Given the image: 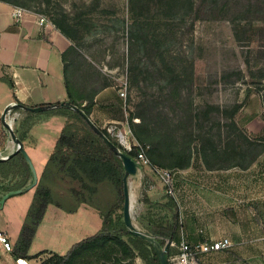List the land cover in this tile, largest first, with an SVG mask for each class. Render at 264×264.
Segmentation results:
<instances>
[{
  "label": "rangeland",
  "instance_id": "rangeland-1",
  "mask_svg": "<svg viewBox=\"0 0 264 264\" xmlns=\"http://www.w3.org/2000/svg\"><path fill=\"white\" fill-rule=\"evenodd\" d=\"M247 1L229 0L227 6H222L210 0H195L192 8L182 7L170 18L165 15L169 7L157 0L149 7L137 3L133 9L128 0H0L12 8L43 14L54 22L66 15L69 31L74 36L68 63L72 81L80 90L84 81L91 90L98 83L107 82L114 83L119 90L127 80L122 98L126 109L124 121L133 114L142 144L152 150L157 161H169L175 150L202 156L197 151L202 148L210 165L238 162L245 155L252 157L264 145L261 139L264 137V77L261 78L264 41L259 39L258 32V27H264V0H253L262 8L253 5L249 9L245 6ZM244 14L246 19L239 18ZM140 16L149 18L146 41L130 38L128 26L133 18ZM237 21L241 23L236 25ZM130 73L140 78L137 86L131 84ZM248 91L249 101L233 113V120L229 117L231 111L237 102L244 101ZM14 113L6 120L15 132ZM76 120L72 116L70 124L79 138L87 127ZM234 121L242 127L249 124L243 128L256 141L248 143V138L233 128ZM160 133L164 138L159 143ZM133 137L136 139L134 134ZM110 139L115 140L112 136ZM142 173L147 181H157L149 171ZM42 182L52 188L53 196L65 208L73 204V198L57 196V187L51 180L42 179ZM18 196L12 201L14 208L26 211L31 202L29 196L25 193ZM116 196V189L104 180L98 184L92 199L105 209ZM135 207L136 204L131 210L134 215ZM144 207L139 219H132V223L149 234L154 224L171 215L159 207ZM63 209L60 215L64 217L55 220L56 230L39 233V241L31 246V252L48 249L64 254L73 243L94 234L102 226L101 220L86 224L82 218L72 219L73 213ZM117 214L123 219L122 208ZM51 216L48 213L49 225ZM19 229L13 230V234L19 233ZM50 255V252L40 253L31 258L30 264H41ZM0 261L15 264L11 253L0 252ZM68 264L144 263L138 256L125 255L118 243L109 239L85 246Z\"/></svg>",
  "mask_w": 264,
  "mask_h": 264
},
{
  "label": "crops",
  "instance_id": "crops-1",
  "mask_svg": "<svg viewBox=\"0 0 264 264\" xmlns=\"http://www.w3.org/2000/svg\"><path fill=\"white\" fill-rule=\"evenodd\" d=\"M11 11L12 5L0 2V119L3 109L14 103V97L30 106L58 104L41 112L14 107L7 113L10 116L15 112V134L27 151L38 179L60 132L72 123V116H76L75 110L59 105L60 102H71V98L81 105L92 102L88 116L102 128L110 122L125 126L126 109L114 83H98L91 90L84 81L82 89L77 88L68 73L70 51L74 46L70 37L58 27L38 25L34 12L27 10L20 19H16ZM246 126L249 124L243 127ZM7 146L11 147L12 142L9 141ZM206 159L193 153L187 165L171 167L176 171L173 195L167 194L158 180L149 182L139 173L130 176L131 199L137 211L136 215L131 211V218L138 220L145 205L148 209L149 206L159 207L169 214L176 208L178 239L190 244L224 236L237 240L227 248L200 253V264H264V236L260 225L264 206V145L252 157L245 155L238 162L210 165ZM19 179L18 176L5 178L0 174V228L13 242L19 234H13V230L21 227L28 210L15 209L13 199L25 193L30 198V205L34 201L35 184L30 186L29 180L27 187L18 192L20 194L8 195L1 203L2 196L8 192L5 188ZM57 193L60 195L63 191L57 189ZM169 197L174 205L169 202ZM73 205L75 202L71 207ZM69 207L48 204L29 254H35L30 248L38 243L39 233L56 230L55 220L64 217L60 215L61 209L67 211ZM48 213L53 214L50 225L46 220ZM72 213V219L82 218L86 224L102 221L99 211L86 202H80ZM38 252L53 253L48 249Z\"/></svg>",
  "mask_w": 264,
  "mask_h": 264
},
{
  "label": "trees",
  "instance_id": "trees-1",
  "mask_svg": "<svg viewBox=\"0 0 264 264\" xmlns=\"http://www.w3.org/2000/svg\"><path fill=\"white\" fill-rule=\"evenodd\" d=\"M5 1V0H4ZM7 1V0H6ZM130 9H133L137 3L143 4L149 7L150 3L155 0H128ZM162 4L169 7L166 12V16L172 18L177 14L182 7L192 8L195 0H157ZM212 3H220L222 6H227L229 0H210ZM237 3V1H234ZM263 6L258 2H253V0L247 1L246 9L251 6ZM141 15V14H140ZM246 14L239 17L241 19L245 18ZM141 18H133L132 22L129 24L128 29L130 32L131 39H143L146 41L148 38V31L145 30L147 24H149V18L147 16H140ZM55 25L68 37L71 39L74 36L69 31V25L67 23L66 15H63L61 19L54 22ZM241 21H237L235 24L239 25ZM137 26V27H136ZM258 32L260 33V40L264 41V27H258ZM74 47V46H73ZM73 47L71 49L73 50ZM261 49V48H260ZM70 51V53L72 52ZM134 67L130 70L132 71ZM261 78L264 77V68L261 69ZM139 73L141 72L138 70ZM133 72V71H132ZM130 79L132 85H138L140 78L135 73H130ZM112 84L111 82L105 83V85ZM250 92H246L244 101L237 102L235 108L231 111L229 117H233V113L239 111V108L249 101ZM71 103L78 105L87 115L90 113L92 102H88L85 105L77 103L73 98H71ZM14 103H19V101L14 97ZM75 115L80 119L84 125L87 127V131L77 138L75 132L71 128V124H68L59 134L54 150L50 157L45 163L44 172L34 186V201L28 208L25 216V221L19 229V234L17 239L12 243L11 254L16 257H23L26 259H31L37 256L41 252L35 254H29L28 250L34 239L36 229L38 228L46 208L49 203H54L57 206L63 207L56 197L53 196L52 188L43 183L42 179H49L55 183L58 190L63 191L60 196H66L73 198L75 205L68 208V212H74L77 205L80 202H86L94 206L99 213L102 215V226L94 234L86 236L75 243H73L70 248L64 254L51 253V255L43 260L41 264H68L72 257L79 252L85 246H91L97 243L104 242L106 240H113L118 243L121 251L125 255L129 254L132 256H138L144 264H161L157 252L154 246L148 241L142 239L141 237L133 235L129 228L125 225L123 219L119 218L118 210L122 208L123 205V165L120 158L111 150V148L105 143V141L91 128V126L86 122L82 115L75 111ZM132 113L129 114L127 118V124L130 131L134 134L139 143L142 144L143 140L135 129L136 123L132 120ZM141 117L140 114L137 115ZM235 120V117L232 118ZM233 128L238 130L241 134L245 135L250 141L248 143H253L256 138H250L247 135L245 129L233 122ZM102 132H104L108 137V133L105 128L100 127ZM132 134V135H133ZM162 137L159 143L162 142L164 135L159 134ZM10 137L9 130L0 119V148L5 146L7 139ZM110 138V137H109ZM264 139V138H261ZM118 147L122 148L121 145L113 141ZM146 145V144H142ZM145 152L150 160L151 165H157L161 167L171 168L173 166H185L193 153H186L185 150H175L172 154V159L165 162H159L153 157L152 150L145 147ZM123 149V148H122ZM132 157L136 155V147H132L131 150L127 151ZM202 154L204 159L205 155L203 149L197 150ZM237 152V151H236ZM240 157V159H242ZM207 161V159H206ZM0 174L3 177H20L18 182L13 183L5 188L6 191H11L14 189L22 188L24 190L27 187V182L31 180L32 182V172L21 152H16L8 159L0 161ZM104 180H108L113 187L116 189L117 196L116 199L110 202L105 209H101L93 201V194L98 189V184ZM57 193V191L55 192ZM11 193L9 195H12ZM58 196V193H57ZM144 199L147 200L144 193ZM67 197V196H66ZM169 202L174 205L173 200L169 197ZM116 211V217L114 213ZM171 215L163 222H158L154 224L151 228V235L160 243L161 247H166V255L169 253L167 248V242L169 239H178L177 230L179 228V218L178 211L175 208L171 210ZM123 216V213L121 214Z\"/></svg>",
  "mask_w": 264,
  "mask_h": 264
},
{
  "label": "built area",
  "instance_id": "built-area-1",
  "mask_svg": "<svg viewBox=\"0 0 264 264\" xmlns=\"http://www.w3.org/2000/svg\"><path fill=\"white\" fill-rule=\"evenodd\" d=\"M26 10L13 7L11 14L16 18L20 19L22 14ZM36 16V23L40 26H51L56 27L54 21L47 18L43 14L34 13ZM127 80L123 82V85L119 88V95L124 98L126 94ZM8 115H6L5 119ZM106 132L111 137L115 138V142L121 145V150H131L132 147H136V155L133 157L138 165V171L150 172L154 177L161 182L167 194L173 195V180L175 176V169L161 167L157 165H151L149 158L146 155L145 147L147 145H142L139 143L132 135L130 128L125 125H118L117 122H110L104 126ZM144 167L146 169H144ZM148 170V171H147ZM260 225L262 227L264 236V206L262 212V218L260 220ZM237 240L231 239L228 236L222 238L214 239L211 241H198L193 244L186 242L184 239H169L167 242V248L169 253L167 254L168 264H200L199 255L202 252H208L211 250H219L222 248H227L231 244L235 243ZM12 242L9 239L6 232L0 228V252L4 255H9L12 251ZM31 259H26L23 257L14 258L15 264H30Z\"/></svg>",
  "mask_w": 264,
  "mask_h": 264
},
{
  "label": "water",
  "instance_id": "water-1",
  "mask_svg": "<svg viewBox=\"0 0 264 264\" xmlns=\"http://www.w3.org/2000/svg\"><path fill=\"white\" fill-rule=\"evenodd\" d=\"M58 104H41V105H35V106H30L24 103H13L12 105L6 106L1 114V120L5 124V126L9 130L10 137L12 141L16 144L15 149L12 151H9L7 153H0V161L8 159L10 156H12L16 152H21V154L24 156L25 160L27 161L31 172H32V182L30 186L36 184L37 182V173L35 170V167L25 150V148L22 146L21 140L17 137L15 132L12 130L10 124L7 122L5 119L7 113L11 108H21L23 110H27L30 112H41L47 109H50L54 106H57ZM61 106H66L70 107L76 112L80 113L82 117L86 120V122L91 126V128L105 141V143L113 150V152L120 158L122 165H123V176H122V181H123V205H122V213H123V221L125 225L129 228L130 232L138 237H141L142 239L148 241L151 243L159 257V260L161 264H168L167 261V255H166V247H161L160 243L155 239V237L140 228H138L136 225L132 223V218H131V199H130V187H129V182L128 178L132 175H135L138 171L139 165L137 161L126 151L121 150L102 130L100 127H98L91 119L90 117L76 104H73L71 102H60ZM21 189H14L11 191H8L5 193L2 198H1V203H3L4 199L11 193H18L20 192Z\"/></svg>",
  "mask_w": 264,
  "mask_h": 264
},
{
  "label": "bare ground",
  "instance_id": "bare-ground-1",
  "mask_svg": "<svg viewBox=\"0 0 264 264\" xmlns=\"http://www.w3.org/2000/svg\"><path fill=\"white\" fill-rule=\"evenodd\" d=\"M11 142H12V146L11 147L7 146L4 150L0 151V153L3 152V151L4 152H9V151H12L13 149H15L16 144L12 140H11ZM139 174L145 176V174L142 173V172H139ZM130 199H131V193H130ZM132 207H133V203H132V199H131V210H132Z\"/></svg>",
  "mask_w": 264,
  "mask_h": 264
}]
</instances>
